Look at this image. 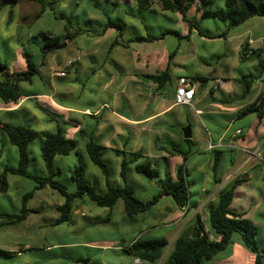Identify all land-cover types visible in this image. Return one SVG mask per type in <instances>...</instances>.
Masks as SVG:
<instances>
[{"label": "rangeland", "instance_id": "obj_1", "mask_svg": "<svg viewBox=\"0 0 264 264\" xmlns=\"http://www.w3.org/2000/svg\"><path fill=\"white\" fill-rule=\"evenodd\" d=\"M44 1L47 5L49 4V7L54 8L57 16L47 10L40 18H37L42 9L41 4L21 1L13 9L14 19L12 22L1 24L0 64L7 65L12 71L26 69V59L23 54L29 52L32 60L41 64L42 75L35 77L33 84L22 83L20 88L23 93L50 94L64 105L97 112L93 113V117L74 116L73 122L78 123V127H73L72 124L66 126L68 130H78L79 138L84 135L83 132L93 127L95 138L105 148L103 159L109 166L112 184L122 185L120 177L122 159L110 148H126L131 152L144 151L151 158V162L157 165L160 175L151 179L144 174L136 173L134 165H130L128 181L134 187L139 199L145 202L153 200L160 192L164 182L173 183L177 180V169L183 163V158L168 155L167 150H170L171 144H186L183 140L182 129L191 125L193 139H199L198 144L206 146L207 138L212 140L213 137L214 140H218L221 128L228 123L220 112L212 116L207 114L199 116L193 108L176 106L174 104V83H168L160 95L159 92L157 93L156 87L154 90H150L153 82L147 78L140 77V82L145 83L143 86L138 83H129L128 71L133 69L134 64L128 65L122 60V57L130 56L133 59L142 57L141 59L145 61L146 56H139V53L149 49L154 45L153 43L136 42L132 43L129 48L113 47L112 45L116 39L121 45H128L127 41L136 35L160 36L165 28L183 32V27H187L188 24L184 23L183 26V22H173L171 14L158 16L159 21L155 12H142L141 15L135 16V21L131 15L127 16L128 28L123 35L115 30L108 32L104 37H97L87 32L88 29H96L95 23L94 25L89 24L88 21H94L101 16V10L96 8V0ZM125 8L130 11L129 8ZM3 14L5 12L0 13V20ZM59 17H64V20ZM212 20L204 19L202 28L210 30L212 33L224 29V23ZM69 21L71 22L70 31L81 30L82 34L73 41L62 39L60 45L67 43L64 48H56L46 57H42L39 34L49 32L55 36H61L65 33ZM179 45H181L179 54L187 52L188 66L195 67V70L197 68L204 72L209 65L219 69L222 65L220 60L223 58L218 57L223 54L226 55V59L232 66L239 62L234 45H227L222 41L203 42L198 36L179 40L173 35H168L162 43H157V46L165 47L169 52ZM83 50H91V52L85 53ZM70 62H73V65L69 68L67 75L59 76L58 74L64 71ZM252 64L253 59L241 64L236 75L239 76L241 72L247 71L248 75L257 76L259 72L251 67ZM192 73L191 68H186L174 75L175 77H180L179 75L191 77ZM213 82L214 80L209 81V85H212ZM236 84L238 82L228 81L224 90L234 88L237 86ZM260 88V83L251 90L246 87V98L242 101L248 103L256 99L261 92ZM214 96L219 98L223 94L219 90L214 93ZM211 103L214 102L211 101ZM173 104L174 106L170 110L139 124H130L125 119L128 117L145 119ZM214 104L219 103L216 101ZM252 116V114L248 115L246 121L237 122L232 128V132H235L244 123H247L246 127H248ZM34 127L39 128L36 123H34ZM1 138L0 135V140ZM85 139L87 137L80 140L79 155L72 153L69 156L56 158V164L64 170L58 180L66 184L69 191H72L74 186L68 171L78 164V161H81L87 170L89 183L96 184L99 192H105L107 187L102 171L84 153ZM0 144L2 143L0 142ZM38 144H40L39 141L33 144L32 151L35 146L38 148ZM235 152L237 159H240L241 166L238 164L240 167L235 170L237 167L233 168L232 165L227 166L223 163L220 169L221 183L219 185L213 183V163L210 151H207L206 155L195 154L190 157L186 165L191 200L200 202L203 188L208 189V195L212 197L209 205L215 207L218 204V197L215 195L216 188L222 189L226 183L229 186L236 179L247 178L249 180L247 184L245 183L237 189L231 208L234 211L246 213V217L258 226V243L260 247H264V167L261 164L263 160L259 153L251 157L252 153L242 150H235ZM229 155L231 154L229 153ZM201 159L204 160V164L199 169L197 164ZM225 159L227 160V157ZM40 160L42 162V158ZM8 162L16 165L14 159L10 158ZM229 177L232 178L228 179ZM24 180V186L20 185L16 188L17 184H15L9 196L0 195V211L16 212L20 206L19 196L34 187L33 182ZM63 203L64 198L57 191L50 188L38 191L29 203V208L38 213L31 214L22 224L2 226L0 228V249L19 251L24 250L25 245L47 249L26 252L12 258L0 254V264H80L78 260L88 256L97 264H100L104 257L106 260L113 261V264L129 263L131 258L123 253L107 252L104 255L101 248L90 245L117 243L129 247L137 238L152 240L165 238L169 245L163 259L158 263L162 264L173 251L174 240L188 235L186 232L176 231L177 228L171 225L175 221L172 197L160 199L159 203L152 206L149 211L135 217L126 214L123 200H119L114 209L110 210L97 207L88 200L78 199L73 203L71 220L61 225H52V222L59 217L57 207ZM209 208V206L206 207L204 211L208 212ZM206 224L208 225V221ZM239 243L241 244V237L236 234L232 243L238 258L235 264L248 263L249 259ZM60 245H64V249ZM231 250L232 248L228 249L225 254L220 253L214 261L207 264H223L222 261Z\"/></svg>", "mask_w": 264, "mask_h": 264}, {"label": "trees", "instance_id": "obj_2", "mask_svg": "<svg viewBox=\"0 0 264 264\" xmlns=\"http://www.w3.org/2000/svg\"><path fill=\"white\" fill-rule=\"evenodd\" d=\"M23 0H18V2ZM40 3L42 10L37 18H40L44 12L49 9L54 13V8L47 5L44 0H26ZM155 0H138L137 7L140 12H148ZM162 10L169 11L174 14H179L182 20L188 24L189 31L195 29L199 35L208 38H226L228 33L241 24L245 23L252 17H264V0H224V6L216 7L215 0H157ZM198 2L200 10L203 11L202 18L197 15L191 16L189 11L191 6ZM104 3V2H103ZM107 3V2H106ZM96 4L101 10V20H89V24L95 23L96 29H88L87 32L92 36L104 37L110 29H114L123 35L127 28V23L120 17H113L111 6L114 4ZM4 6L0 3V11ZM64 20V17H59ZM212 18L224 23V31L217 36L208 34L202 28L203 20ZM71 22L65 29V34L55 36L49 32H42L41 37L42 48L40 49L41 56L46 57L54 51L64 40L73 41L80 34L81 30L70 31ZM167 35H173L179 40H183L188 36H183L178 31L166 30L161 36L154 35H136L130 38L128 43H144L154 42L162 39ZM118 45V40L114 41L112 46ZM245 53L243 49L242 60L255 56L259 59V65L264 69V62L261 59V53L252 51L250 55ZM27 69L23 71H13L7 65V69L2 73L3 80L0 82V100L5 104L18 105L24 96L21 91V83H32L34 77H41L40 65L32 60L29 52H25ZM176 51L169 55V66L165 71H162L149 78L155 84L157 93L162 92L168 83H173L171 75L170 63L174 59ZM198 83L206 84L212 78L202 76L193 77ZM36 108L45 113L56 124L54 131H40L34 127L30 121L29 110L22 108L15 112L9 113L8 121L0 120V133L3 138L2 144H10L17 150V165L7 162L3 167L0 165V195H5L9 190V175L21 177L34 183V187L23 194L20 201L19 210L16 213L0 212V219L3 226H13L25 222L31 214L38 213L36 210L29 208L30 201L35 194L43 189L51 188L57 191L63 198L64 203L57 207L59 217L52 222V225H61L71 220L73 203L76 200H88L94 203L97 207L113 210L119 200H123L124 211L130 217H135L141 213L149 211L152 206L156 205L163 196H171L180 208L195 209L197 205L191 200L189 181L187 179V162L194 155L193 140H183L186 144H171L170 150H167L168 155L181 156L183 163L177 169L176 182H164L160 192L150 201H142L136 195L134 187L128 181V169L130 165H134V170L138 174H144L151 179H155L160 175L157 165L151 162V158L142 150L131 152L126 148H110L118 157H121L120 177L122 185H114L110 180V169L105 163L103 156L105 148L95 138L93 132H83L82 136L87 137L84 145V153L87 154L90 161L98 167L106 181V191L99 192L96 184H91L87 178V170L81 161L69 169L70 180L73 183V190L69 191L66 184L58 180L64 170L56 164L58 156H69L72 153L79 155L80 140L69 138L66 133L65 126L67 121L62 115L54 113L49 108L36 102ZM256 113L258 119L262 121L264 118V93L256 100L255 103L243 110L241 116H248ZM37 141L38 154L42 158L44 170L38 169L35 162L36 154L32 151L33 144ZM181 146V147H180ZM212 152L213 158V177L216 185L221 183L220 169L223 161V150L214 149ZM3 151L0 150V159ZM246 179H236L231 185L223 187L217 193L218 204L215 207L209 205L208 225L203 220L201 214H197L194 220L195 234L192 237H179L174 242V249L162 264H207L212 262L220 253L228 249L233 243L235 234H239L243 246L250 252L255 254L254 264H263L264 262V247H260L258 243L259 228L254 222L246 217V213L236 212L231 209V205L235 198L237 189L246 182ZM209 227V230L207 229ZM211 234L215 237L213 239ZM219 239V240H217ZM169 242L167 239H134L129 247L124 249V252L130 258H139L146 264H158L164 257L165 250ZM63 249L65 246H61ZM29 251V250H27ZM20 252H24L21 249ZM0 254L5 257L12 258L17 255L16 252H9L0 249Z\"/></svg>", "mask_w": 264, "mask_h": 264}, {"label": "crops", "instance_id": "obj_3", "mask_svg": "<svg viewBox=\"0 0 264 264\" xmlns=\"http://www.w3.org/2000/svg\"><path fill=\"white\" fill-rule=\"evenodd\" d=\"M23 1H26V0H23ZM20 2H18L17 5ZM0 3H1V0H0ZM97 3L100 4L99 6H101V4H105V5L114 4V6L110 7L113 17H120L126 23H127L126 18L128 15H131L135 21L136 20L135 16L141 15V13H142L139 11V9L137 7L138 0H96V4ZM224 3H225L224 0H215L214 6L222 8L224 6ZM15 6H4V8L0 11V13L5 12V14L2 15V18L0 20V28H1V24L3 22H6L8 24L10 22H12V20L14 19V10L13 9ZM8 7H10V8H8ZM125 7L129 8L130 11H128ZM41 10H40V12H41ZM47 10H49V9H47ZM148 12H155L157 17L158 16L161 17L163 15L169 16V14H171V17H173V22H175V23L183 22V26H184L185 22L182 20V17L179 14H174V13H171L169 11L162 10V8H161V6L157 0L154 1L152 8ZM189 13L191 16L197 15V17L199 19L202 18L203 11H202V9L200 10V4L197 1L191 6ZM100 15H101V11H100ZM114 15H116V16H114ZM159 17H158V19L160 21ZM101 19H102V16H99V18L96 20H101ZM207 19L212 20V18H207ZM127 28H128V23H127ZM224 29H225V27H224ZM224 29H219V31H217L216 33H212L210 30H207V29H204V30L208 34H211L212 36H217L220 33H222L224 31ZM166 30H174V29L165 28L164 31H166ZM113 31H115V30L110 29L108 32H113ZM174 31H176V30H174ZM108 32H107V34H108ZM50 34H52V33H50ZM180 34L183 36H188L187 39L196 38L198 36V37H200V39L203 42H208L210 40L211 41H219V42L222 41V42L226 43L227 45H234L235 52H237V54L239 56V62L237 64H234V66H232L228 62V60L226 59V55L223 54V55H220L218 57V58H223L220 60L222 65L219 69L209 65L208 69H206L204 72L201 69H197V68L195 70V67L188 66L189 58H187L188 57L187 52L182 54V55L179 54L180 49H181V45H179L177 48L173 49L170 52L167 49H165V47L161 48V47L157 46V43L158 42L162 43L165 40V38L168 36L167 35V36L163 37L162 39L155 40L154 42H144V43H153L154 44L153 46H150L149 49L139 53V56L140 55L146 56L145 61H143L141 59L142 57H138L137 59H133V57H130V56H123L122 57V60L125 63H127L128 65L130 63L134 64L133 69L128 71L127 77L129 78V83L130 82L133 84L138 83V84L143 86L145 83L140 82V77H144V78H147L150 81H152L149 78V76H154V75H157L158 73H160L162 71H165L167 69V67L169 66V55L171 52H174V51H176V55H175L174 59L172 60V62L170 63V70H171V75L173 77V83H174V96H175L176 87H177V81H178L177 78L185 76V75H179L180 77H175L174 74L175 73L178 74L179 72H181L182 69L191 68L193 73L190 76H192V77L202 76V77H206V78H212V80H214V82L217 79L223 80L224 83L221 86V88H219L218 90L213 89L214 82L212 85H209L210 84L209 82L206 84L198 83L199 85H198V88L196 91L195 99H194L192 105L188 106L190 108H193L195 110L196 114L199 116H204L206 114L208 116H212L213 114L220 112V114L223 117H225L226 122L228 123L227 125H224V127L221 128V131H220L221 133L219 134L218 140H214L213 137L211 138L212 140H210V138H207L206 146L203 144H198L199 139H193L194 137H192V140L194 143L193 144V149L195 152L194 155L195 154L206 155V152L209 151L208 146L210 143H212V144H215L216 146H219L218 149L223 150L224 155H223L222 164L225 163L227 166L232 165L233 168L237 167L235 170H238V168L241 166V164L239 163L240 159L239 158L237 159V155H236L235 150H242L246 153H252V154L253 153H255V154L259 153L261 159L263 160V161H261L262 162L261 164H263V167H264V118L262 119V121H260L258 119L257 114L253 113L252 114L253 118H251V121L249 122L248 127H246L247 123H244V124L240 125V127H238L235 130V132H232V128L237 122L246 121L247 116H241V113L243 112V110L245 108H247L248 106L252 105L253 103H255L256 100L264 93V69L261 68V66L259 65V59H257V57H255V56H252L246 60H242L243 49L245 50V53L250 49L254 52L261 53V59L264 62V17L256 16V17L250 18L249 20H247L245 23L241 24L240 26L233 28L228 33L226 38H213L212 39V38H208L205 36H201V35H199V33L195 29H193L190 32L189 26L183 27V32H180ZM129 40L127 41V43L129 42ZM131 44L132 43H128V45H121L118 42V45H116V46H122L125 48H129ZM113 47H115V46H113ZM83 51H85V50H83ZM89 51L91 52V50H89ZM89 51H85V53L89 52ZM251 59H253V64L251 67L255 68L256 71L259 72L257 74V76H254L252 74L248 75L247 71L241 72L239 74V76L236 75V72L239 70V66L241 64L245 63L246 61L251 60ZM165 63H166V65H165ZM26 69H27V65H26ZM23 70H25V69H23ZM23 70H21V71H23ZM11 72H13V71L11 70ZM220 72H221V74H220ZM37 77H39V76H37ZM239 77H241V78H239ZM248 77H250V78H248ZM34 78H33L32 83H29V84L34 83ZM241 79H243V81H241ZM2 80H3L2 73H0V82ZM228 81L229 82L230 81L238 82V84H236L237 86H234V88H227L226 89L227 91H226V90H224V87L226 86V84H228ZM258 83H260V87H261L260 88L261 92L258 95V97L256 99L252 100L251 102H248V103L243 102L242 100L246 98L245 97L246 87H249V90H251L253 87H256ZM21 84H20V86H21ZM261 85H263V86H261ZM154 89H155V84L153 83L150 86V90H154ZM219 90L222 92L223 96L216 98L214 96V93L216 91H219ZM138 91H139V89H138ZM138 91H137V93H140ZM158 94L160 95V92ZM211 96H213V97H211ZM214 99H216V100H214ZM211 101L214 103H216V101H217L219 104L211 103ZM36 102H38V104L39 103L42 104L46 108H49L54 113H56L58 115H62L64 117V119L67 122H69L67 124H72V125H74L73 127H78V123L73 122L75 117H77V116L79 117V115L93 117V113L94 114L97 113V112H93V110H90V109L80 110V109L75 108L73 106L64 105V104L60 103L59 101H57L56 99H54V96L50 95V94H45V93H28V94H25L24 93V96L18 105L5 104L0 100V120L1 121H8L10 112H15V111L20 110L22 108H26L27 110H29L30 121L33 124L34 123L38 124V126H39V128H37L38 130H40V131H45V130L54 131L56 129V124L54 122H51L50 118L45 113H43L41 110L36 108ZM174 104H175V100H174ZM174 104L170 107L162 109L161 111L157 112L155 115L148 117V118H145V119H142L139 117H137V118L128 117L125 119L130 124H139L140 122L146 121L147 119H150L154 116H158V115L170 110L174 106ZM216 105H218V106H216ZM48 127H50L51 129H49ZM65 129H66L67 136L69 138H76L78 140L83 139V137H82L83 135L80 138L78 137V132H79L78 130H74V131L68 130L67 126H65ZM238 131H241L240 135H237ZM87 132H93V127L90 128ZM208 132L210 133V131H208ZM0 135L3 138L2 133ZM85 141H86V139H85ZM38 149H39V147L37 148V146H35L33 148V151L35 150L34 153L36 154L35 162L37 164L38 169L44 170V164H43V162H40L41 157L38 154ZM0 150L3 151L2 158L0 159V165L1 166L4 167L6 165V163L8 162V159H10V158L12 160L13 159L16 160V165H17V160H18L17 159V150L15 147L11 146L10 144H0ZM229 153L231 155H229ZM211 155H212V152H211ZM226 157H227V160L225 159ZM211 160L213 163V158H211ZM208 161H210V160H208ZM203 164H204V160L201 159L197 164L199 169H200V167L202 168ZM238 164L240 166H238ZM0 170H3V168H1ZM231 178L232 177H229L228 179H231ZM246 180L247 181L244 182L243 184H245V183L247 184V182L249 180L247 178H246ZM8 181H9V186H10L8 192L5 195L1 194L4 197L9 196V193H10V191L13 190V186L15 184H17L16 188H18L20 185L24 186L25 180L21 177L9 175ZM213 183H214V180H213ZM226 185H228V183H226ZM226 185H224V187ZM219 190H221L220 187L215 189V192H216L215 195H217ZM208 191H209L208 189L203 188V190H202L203 194L201 195L202 197H201L200 202H198V203L195 202L197 205V208H195V209H188L187 208L186 210H184L183 208H180L176 204L174 199L172 198V201H173L174 207H175V209H174L175 221H173L171 225H172V227L177 228L176 231L186 232V233H188V235L186 237H192L195 234L194 220H195L196 215L201 214L205 223H206V221H208L209 213L204 211L205 208L209 206V204L211 202V198H212V197H210V195H208ZM21 197H22V195L19 196L20 201H21ZM165 197H171V196H163L161 199L163 200V198H165ZM19 204H20V202H19ZM19 207L17 208L16 212L19 210ZM231 207H232V205H231ZM0 212H6V211H0ZM16 212H11V213H16ZM236 212H239V211H236ZM204 213H205V216L203 215ZM2 226H3L2 220L0 219V228ZM207 229L209 230V227ZM211 237L213 239H215V237L212 234H211ZM175 240H174V242H175ZM217 240H219V239H217ZM233 240H234V237H233ZM239 245L243 247L242 249L249 259V262L245 263V264H254L255 254H253L252 252H250L247 248H245L243 246L242 240H241V244L239 243ZM90 246L101 248L104 255L107 252H112L113 254L123 253V254L127 255L124 252V249L127 247L121 246L120 244H117V243L102 244V245L93 244ZM230 248H232V250L229 251L228 256H226L224 258V260L222 261L223 264H235L238 260V258L236 257L234 248L232 247V244L228 247V249H230ZM44 249H47V248H44V247L43 248H33V247H30L29 245H25L24 252H20L21 250H19V251H11L10 250L9 252H16L17 253L16 256H21L23 253H26V252L36 251V250H44ZM228 249L225 250L223 252V254H225L228 251ZM27 250H29V251H27ZM127 256H129V255H127ZM86 258H90V257L88 256V257L80 258V259H86ZM92 262L94 264H97V262H94V261H92ZM130 262H132V258L129 261V263ZM100 264H113V261L106 260V258L104 257V258H102V261ZM122 264H128V263H122Z\"/></svg>", "mask_w": 264, "mask_h": 264}, {"label": "built area", "instance_id": "obj_4", "mask_svg": "<svg viewBox=\"0 0 264 264\" xmlns=\"http://www.w3.org/2000/svg\"><path fill=\"white\" fill-rule=\"evenodd\" d=\"M248 55L252 53V50L247 51ZM73 65V62H70L67 64L64 71H61L58 75L61 77H65L67 73L69 72V68ZM223 80L217 79L215 80L213 84V89L218 90L223 85ZM198 82L191 76H183L178 78L177 81V87L175 92V105L176 106H191L196 95V91L198 88ZM241 131L237 132V135H240ZM219 146H216L215 144L210 143L208 146L209 151H212L214 149H217ZM256 155L255 153L251 154V156ZM185 209V208H183ZM128 264H144L143 261H141L139 258H135L132 260L131 263Z\"/></svg>", "mask_w": 264, "mask_h": 264}, {"label": "water", "instance_id": "obj_5", "mask_svg": "<svg viewBox=\"0 0 264 264\" xmlns=\"http://www.w3.org/2000/svg\"><path fill=\"white\" fill-rule=\"evenodd\" d=\"M17 3H18V0H1V4L3 6H15V5H17ZM66 45H67V43H64L63 45L58 46L57 49L64 48ZM6 69H7L6 66H3L0 64V73L5 72ZM182 133H183V136L185 139H192L193 133H192L191 125L184 127L182 129ZM78 263H80V264H94L90 258L80 259V260H78Z\"/></svg>", "mask_w": 264, "mask_h": 264}]
</instances>
